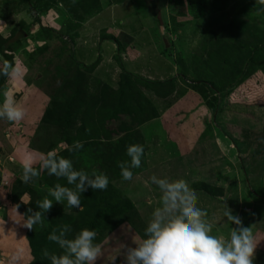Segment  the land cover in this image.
Returning a JSON list of instances; mask_svg holds the SVG:
<instances>
[{"label":"rangeland","instance_id":"rangeland-1","mask_svg":"<svg viewBox=\"0 0 264 264\" xmlns=\"http://www.w3.org/2000/svg\"><path fill=\"white\" fill-rule=\"evenodd\" d=\"M262 9L258 0H0V71L19 72L0 75V104L7 93L25 110L21 121L0 119L3 264H51L66 249L48 236L65 227L68 240L97 231L95 264H125L164 207L152 177L184 180L214 236L236 227L225 204L239 214L254 264H264ZM130 145L144 154L124 181ZM49 152L106 174L108 187L82 193L80 209L53 200L41 212L56 184L75 188L41 167ZM25 163L39 173L27 183ZM35 212L43 224L23 227Z\"/></svg>","mask_w":264,"mask_h":264},{"label":"clouds","instance_id":"clouds-1","mask_svg":"<svg viewBox=\"0 0 264 264\" xmlns=\"http://www.w3.org/2000/svg\"><path fill=\"white\" fill-rule=\"evenodd\" d=\"M258 2L264 5V0ZM0 75L17 77L19 72L16 68L6 65ZM24 117L25 110L18 107L5 93V100L0 104V119L18 122ZM76 146L82 148L83 144L76 142ZM126 154L131 158L130 164L120 163L118 167L123 180L130 181L133 178L131 169L141 166L144 148L142 145H130ZM41 167L46 168L50 176L64 177L68 185H75L72 189L56 184L49 189L48 196L36 203L41 212L50 210L53 200L57 204L66 202L69 208L80 209L82 193L87 192L89 188L93 191H103L109 185L106 174L94 173L90 176L85 171H74L69 159L57 160L53 152L46 154ZM38 175L31 163H25L20 180L27 183L30 177ZM151 179L165 193L164 207L153 213V218L144 230L145 238L140 240L135 248L128 250L125 264H254L257 244L251 229L242 225L239 214L234 215L225 204L223 216L236 227L231 230L227 239L214 236L211 234V225L205 219L206 211L198 207L197 194L189 191L184 180L167 183L164 180H156L155 177ZM14 208L17 213L19 205ZM28 212L32 213V209H28ZM41 212L27 215L23 227L32 230L34 225H42L44 221ZM66 231L65 227L59 235L53 232L48 236L49 241L66 249L65 254L52 256L51 264H95L103 255L101 245L96 243L98 233L95 229L84 228L71 240L62 238Z\"/></svg>","mask_w":264,"mask_h":264},{"label":"crops","instance_id":"crops-1","mask_svg":"<svg viewBox=\"0 0 264 264\" xmlns=\"http://www.w3.org/2000/svg\"><path fill=\"white\" fill-rule=\"evenodd\" d=\"M221 139V138H220ZM223 140H222V143H221V145H223L224 147H226V148H224V150H229V147L231 146L230 145V143H232V142H229L230 141V139L228 140V141H226L224 138H222ZM2 257V258H1ZM1 257H0V264H3V260H4V257H3V255H1ZM7 258V257H6Z\"/></svg>","mask_w":264,"mask_h":264},{"label":"trees","instance_id":"trees-1","mask_svg":"<svg viewBox=\"0 0 264 264\" xmlns=\"http://www.w3.org/2000/svg\"><path fill=\"white\" fill-rule=\"evenodd\" d=\"M150 84V83H149Z\"/></svg>","mask_w":264,"mask_h":264}]
</instances>
